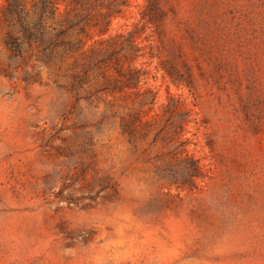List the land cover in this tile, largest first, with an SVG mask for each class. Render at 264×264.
<instances>
[{
	"label": "rangeland",
	"instance_id": "374dc122",
	"mask_svg": "<svg viewBox=\"0 0 264 264\" xmlns=\"http://www.w3.org/2000/svg\"><path fill=\"white\" fill-rule=\"evenodd\" d=\"M128 2L85 46L132 34L121 91L35 62L24 81L0 24V264H264V0ZM137 112L152 131L128 141ZM178 140L195 187L170 183Z\"/></svg>",
	"mask_w": 264,
	"mask_h": 264
},
{
	"label": "trees",
	"instance_id": "16d2710c",
	"mask_svg": "<svg viewBox=\"0 0 264 264\" xmlns=\"http://www.w3.org/2000/svg\"><path fill=\"white\" fill-rule=\"evenodd\" d=\"M3 3L0 11V24L5 29L3 47L10 60H19L34 72L22 70L24 81L35 82V77L40 76V70L35 64L28 65L30 62L45 67L50 73L67 72L73 90L85 84L83 81L90 71L101 76L106 86L104 89L109 87L112 92L129 88L138 81V71L131 65L133 52L137 51L131 33L126 37H114L104 47H85L93 32L104 35L111 22L123 15L129 6L128 0H3ZM123 43L126 52L118 57ZM125 63L128 65L123 68ZM16 69L18 67L12 71L16 72ZM8 70H11L10 66L3 71L10 77ZM110 70L115 76L110 75ZM169 120L166 121L167 127L176 128ZM153 124L152 121H142L139 112L128 114L120 119L121 134L128 141H136L139 137L145 138L152 131ZM164 130L162 126L154 134L153 143ZM160 140L163 142V137ZM177 142L169 158L171 163L183 166L188 179L173 178L170 183L180 189L189 184L195 187V180L204 179L205 173L185 151V142Z\"/></svg>",
	"mask_w": 264,
	"mask_h": 264
}]
</instances>
